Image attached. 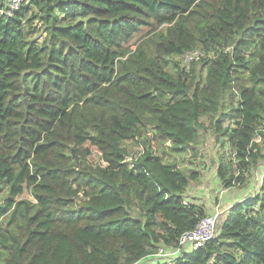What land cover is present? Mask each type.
I'll return each mask as SVG.
<instances>
[{
	"label": "trees",
	"instance_id": "1",
	"mask_svg": "<svg viewBox=\"0 0 264 264\" xmlns=\"http://www.w3.org/2000/svg\"><path fill=\"white\" fill-rule=\"evenodd\" d=\"M10 1L0 264H264V178L201 247L152 259L208 215L185 193L195 171L163 148L185 154L207 115L228 150L222 190L248 186L264 161V0Z\"/></svg>",
	"mask_w": 264,
	"mask_h": 264
},
{
	"label": "rangeland",
	"instance_id": "2",
	"mask_svg": "<svg viewBox=\"0 0 264 264\" xmlns=\"http://www.w3.org/2000/svg\"><path fill=\"white\" fill-rule=\"evenodd\" d=\"M144 34L145 30L138 33L131 41L132 49L135 48L133 43L136 38L141 35L143 39L145 37L143 36ZM188 55L192 56L193 54L189 53ZM175 60L179 61L180 64H189V60L186 55L177 57ZM199 124L197 137L185 154L182 155L179 153L175 155L171 153L169 155L166 154L168 153L167 150L163 148L165 153L162 155L165 161L173 160L188 170V172L195 171L197 178L190 181L185 193H187L188 197H191L190 195L197 196L196 200L198 203H202L205 206L208 215L217 212L219 219V216L225 214L227 209L235 201L238 188L235 187L231 190H222L220 188L215 172L218 166L219 157L223 160L228 159V150L225 146H222L221 143L214 139V133H212L213 129L211 127L209 116H202ZM126 145L132 153L140 151V145L136 142H127ZM247 178L248 182L252 183L251 188H254V191L258 190L261 186L262 179L264 178V161H261L253 170H251V172L247 174ZM253 184L256 185V187H254ZM245 188H247V186ZM3 194L4 191L2 189L0 191V202L2 199L1 195ZM18 197L32 199L28 190H24V192ZM215 206L218 208L213 210Z\"/></svg>",
	"mask_w": 264,
	"mask_h": 264
},
{
	"label": "built area",
	"instance_id": "3",
	"mask_svg": "<svg viewBox=\"0 0 264 264\" xmlns=\"http://www.w3.org/2000/svg\"><path fill=\"white\" fill-rule=\"evenodd\" d=\"M21 2L22 0H11L9 3V11L12 12L13 10L17 9ZM192 54V56L185 54L189 61L198 56L195 53ZM217 222V212L207 215L198 222L193 230L185 232L179 237L178 247L176 249L168 251L162 247H159L152 255V259H168L177 255V251H192L201 247L206 241L210 240L215 235Z\"/></svg>",
	"mask_w": 264,
	"mask_h": 264
},
{
	"label": "crops",
	"instance_id": "4",
	"mask_svg": "<svg viewBox=\"0 0 264 264\" xmlns=\"http://www.w3.org/2000/svg\"><path fill=\"white\" fill-rule=\"evenodd\" d=\"M254 185V184H253ZM251 186H252V183H249V185L247 186V188H242V189H240V190H238V192H237V194H236V198L235 199H238V200H241V199H245V198H248V196L249 195H253V193H255V192H257V190L256 191H254V188H251ZM254 187H256V185H254ZM246 189V190H245ZM186 196L188 197V195H187V193H186ZM193 199H196V197L197 196H195V195H190ZM198 202V201H197ZM216 208H218L217 206H215L214 208H213V210L214 209H216ZM223 212V211H222ZM223 214V213H222ZM148 262V261H147Z\"/></svg>",
	"mask_w": 264,
	"mask_h": 264
},
{
	"label": "water",
	"instance_id": "5",
	"mask_svg": "<svg viewBox=\"0 0 264 264\" xmlns=\"http://www.w3.org/2000/svg\"><path fill=\"white\" fill-rule=\"evenodd\" d=\"M242 200H244V199L239 200V202L242 201Z\"/></svg>",
	"mask_w": 264,
	"mask_h": 264
},
{
	"label": "clouds",
	"instance_id": "6",
	"mask_svg": "<svg viewBox=\"0 0 264 264\" xmlns=\"http://www.w3.org/2000/svg\"><path fill=\"white\" fill-rule=\"evenodd\" d=\"M249 198V197H248ZM243 201V200H242ZM241 202V201H240Z\"/></svg>",
	"mask_w": 264,
	"mask_h": 264
}]
</instances>
